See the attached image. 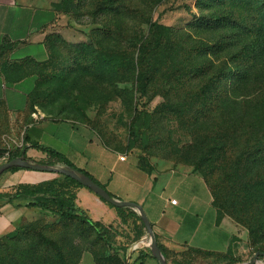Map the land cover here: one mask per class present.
<instances>
[{"label": "rangeland", "instance_id": "374dc122", "mask_svg": "<svg viewBox=\"0 0 264 264\" xmlns=\"http://www.w3.org/2000/svg\"><path fill=\"white\" fill-rule=\"evenodd\" d=\"M10 1L25 4L24 0ZM59 1L42 0L40 3L48 7L49 3L54 6ZM207 1L115 0L117 7L103 12L97 10L99 0H79L68 13L58 14L47 27L48 58L46 65L38 70L36 87H29L35 75L33 79L25 78L24 84L16 89L25 96L31 92L29 109L31 107L39 116L83 123L94 130L104 144L120 150L123 155L145 157L151 167L158 169L180 167L201 172L204 167L198 170L194 157L201 149H207L214 139L219 142L228 130H232L231 134L237 136L240 143L246 141L245 129L255 121L253 108L264 110V43L256 34L260 14L248 2ZM15 9L22 15L19 6ZM33 13L38 16V11ZM213 13L227 17L242 30L234 34L230 25L216 24L210 29L201 26L199 19L210 18ZM37 20L35 17L34 24ZM149 22H157L170 30L166 37L167 49L152 59L151 76L140 91L133 64H136L140 45L149 36ZM3 30L1 26L0 34ZM80 46L85 51L81 52ZM34 49L25 44L13 53V58L31 54ZM107 51L123 59L124 64L113 74L98 75L94 66L99 65L100 57ZM245 63L253 65L245 87L239 85L231 92L229 83L226 84L228 80H222L224 85L222 82H216L214 88L209 85L206 96L197 98L198 91L213 75L227 73ZM196 66L203 69L200 75L186 73ZM4 92L11 95L9 89ZM229 98L232 99L228 101ZM9 110L0 102V163L9 160L10 153L23 149L24 127L32 121L28 109L24 116ZM133 118L135 123L130 127ZM58 137H62L60 133ZM235 149L240 152V148ZM235 149L226 146L223 159L233 157ZM26 155L37 162L48 161L44 153L29 156L26 151ZM225 164L222 159L216 163V179L220 180ZM46 173L52 177L47 181H64L63 174ZM221 185L225 192L226 185ZM28 207L34 210L27 220L18 224L19 236L6 239L0 249V264H13L14 255L25 257L26 251L32 248L40 258L44 257L38 260L39 264H58L51 242L59 246L67 264H124L126 247H129L128 254L135 251L132 258L136 251L149 250L145 235L141 237L142 242L141 238L133 241L135 224L129 216H124L123 220L117 216V220L104 224L112 236L102 241L86 223L65 220L52 209ZM261 207L252 206L257 212ZM217 211L220 218L228 217L244 230V250L242 256L235 257L238 262L248 261L258 248L264 247V216L249 215L258 230L255 240L248 229L231 216L239 211L235 201L225 208L217 206ZM185 253V259L180 258L182 262L178 264H191L192 259L201 257L192 250ZM260 261L264 264V257H260Z\"/></svg>", "mask_w": 264, "mask_h": 264}, {"label": "crops", "instance_id": "0c3cea01", "mask_svg": "<svg viewBox=\"0 0 264 264\" xmlns=\"http://www.w3.org/2000/svg\"><path fill=\"white\" fill-rule=\"evenodd\" d=\"M41 1L24 0L25 4L21 6L10 0H0V27L4 28L0 41L6 36L11 41L18 42L10 58L15 59L13 53L25 44H30L35 49L31 54L17 58L31 57L37 61L47 58L48 52L43 41L47 27L58 14L52 3L44 7ZM16 6H19L22 15L18 14ZM33 11H38V16ZM35 17L38 20L34 24ZM35 50L37 52L33 55ZM31 78L33 79V76L28 79ZM25 81L26 79L7 87L0 80V100L9 111L18 116L26 114L25 93L16 89ZM33 85L34 79L29 83V87ZM3 88L4 91L9 89L11 95L8 96ZM31 116L32 121L24 127V144L29 146L38 142L63 153L76 167L88 172L117 199L140 204L151 223L156 242L171 252L167 259L168 264L182 262L180 258H184V253L195 248L233 257L242 256L244 230L238 228L230 218L219 217L211 192L198 173L180 167L158 169L153 166L149 172L143 171L137 166V158L134 155L128 154L124 161L120 160V150L105 145L94 130L83 123L71 119H46L36 112H32ZM59 133L61 138L58 137ZM37 153L42 152L31 147L27 149L29 156ZM50 178V174L44 171L27 168L5 172L0 176V193L12 194L19 185H34ZM71 187L76 195L77 206L85 210L91 219L103 224L118 219L116 211L95 193L86 187ZM5 199V196L0 197V237L12 232L21 221L27 220L34 210L27 206L31 197L22 195L12 201ZM171 199H176V204L170 203ZM142 253L147 254L148 251L143 250ZM243 261L236 264H242ZM226 262L222 258L195 257L191 264ZM134 264L158 262L153 256L146 255Z\"/></svg>", "mask_w": 264, "mask_h": 264}, {"label": "trees", "instance_id": "16d2710c", "mask_svg": "<svg viewBox=\"0 0 264 264\" xmlns=\"http://www.w3.org/2000/svg\"><path fill=\"white\" fill-rule=\"evenodd\" d=\"M78 1L79 0H61L53 7L56 14H64L68 13L71 10V7H73ZM114 1L115 0H99L97 10L104 12L116 8L117 4L114 3ZM218 1L222 0H208L207 2L213 3ZM238 1L242 3H250L255 7L256 12L260 14L261 22L259 28L256 29V34H258L261 43H264V0ZM221 16L222 15L220 14L213 13L210 18L202 17L199 19L200 25L206 26L208 28H212V25L216 24H221V26L230 25V28L234 34L239 32L238 29L242 30V28L236 26L227 17ZM169 30L170 29L168 27L157 22H149V36L140 45L136 57V64H133V70L136 72L135 80L139 85L140 91L143 90L151 76L152 59L156 58L159 53L167 49L166 37L169 34ZM241 33L245 34L246 32L241 31ZM48 36L49 35H45L43 41L47 52ZM17 45V41H11L6 36H3L0 41V80L8 87L9 85L16 84L25 78L36 75L37 77L34 80V85L36 87L39 81L38 70L40 67L42 68L46 65L48 56L43 61H37L31 57L12 59L10 58V54L17 47ZM80 51L83 52L85 49L80 46ZM123 64V59L117 57L113 52L107 51L105 55L100 57L99 65L94 67L98 75L104 76L106 74L115 73L117 67ZM252 70L253 65L251 63H245L242 66L236 65L233 70H230L227 73L223 72L221 74L213 75L210 80L205 83V87L198 91L197 98L206 96V94L210 91L209 85H211L213 88L216 82H222L221 84L224 85L222 80H228L226 84L229 83L231 92H235V90H237V88L240 86L245 87L248 83L247 80L251 76L250 73ZM129 71L130 67L128 65V72ZM202 72L203 69L197 66L190 69L189 71H186V73H190L194 76H197V74L200 75ZM231 92L230 97H233ZM30 95L31 92L26 96V110H29L28 113L33 112L31 107L29 109V97L31 98ZM231 99L232 98H229L228 101ZM0 102L2 101L0 100ZM252 116L254 117L255 121L249 124L245 129L246 141L240 143L239 138L231 134L232 130H228L223 136L220 137L221 139H218L219 142L215 141L214 139L213 143L207 147V149L204 147L201 149L202 151L194 157L196 158L195 164L198 166V170H201L204 167L201 172L197 173L202 176L205 183L207 184L213 197V205L216 207V209L217 206L225 208V206L231 204L232 201H235V205L239 207V211L233 214L230 213L231 216L238 223L246 227L250 236L254 237L256 240L258 230L254 225V221L249 215L252 214L256 215L257 217L260 215L264 216V168H261V165L264 161V110L260 111L256 108H253ZM134 123L135 118L131 120L130 127H133ZM24 142H26V136L24 137ZM226 146H231V148L234 149L235 147L240 148V152L238 149H235L236 153L233 157L232 155L228 158L225 156V159H223L224 149H226ZM29 147L35 148L46 154L48 156L47 164L55 165L56 163H61L66 166L74 167L88 175L92 180L106 189L104 185L95 180L88 172L76 167L63 153L56 151L51 147L41 145L38 142L32 143L29 146L24 145L21 151L10 153L8 158L12 159L17 156L27 157L26 151ZM219 159H222V161L224 160L226 163L225 167H222V173L219 176L220 180L214 177L216 172L215 166ZM137 166L146 172L151 170V165L148 163L146 158L142 156L137 158ZM17 169H19V167H11L5 172H11ZM221 184L226 185L227 189L225 192L223 191V186ZM72 185L85 187L71 177L64 176V181L61 182H59L57 179H52L34 185H19L14 193L5 195L0 193V197L5 196L6 201H12L13 198L22 195L31 197V199L27 202V206L52 209L65 220H77L86 223L94 230L100 240L106 241V239L112 236L109 227L105 226L99 221L91 219L85 210L77 206L76 195L72 190ZM108 193L112 197L116 198V196H114L109 191ZM99 198L108 206L112 207L120 219L123 220L124 216L133 218L135 224L133 241L139 240L146 234L144 224L137 212L129 207L114 206L111 203L106 202L103 198ZM257 204L262 205V207L258 209L259 213L254 208H252V206H256ZM20 230L21 227L18 225L14 231L0 237V249L4 246L6 239L18 237ZM157 245L167 261L171 252L163 245L159 243H157ZM51 246L57 257V263L67 264L59 246L53 242H51ZM128 248L126 247L124 249V255L126 258V263L124 264H129L130 261L131 264H134L137 260L143 259L146 255L152 256L149 250H147V254H144L139 250L136 251L137 254L132 258L135 251L132 250L131 253L128 254ZM189 250L194 251L196 254L204 258L215 257L225 259L227 261L226 264H236L238 262L235 257L229 254H222L196 248ZM256 251L264 252V247H260ZM42 258H40L37 255L35 249L32 248L26 251L25 257L23 255H18L17 257L14 255L13 259L15 261H13V264H39L38 260Z\"/></svg>", "mask_w": 264, "mask_h": 264}, {"label": "water", "instance_id": "95a60500", "mask_svg": "<svg viewBox=\"0 0 264 264\" xmlns=\"http://www.w3.org/2000/svg\"><path fill=\"white\" fill-rule=\"evenodd\" d=\"M11 167L27 168L37 171H46V172H57L65 176H69L72 179L79 182L80 184H82L83 186L90 189L97 196L103 198L106 202L111 203L112 205L117 207H129L133 209L135 212L139 214L144 224L146 231L144 238L148 239L147 245L149 247L150 254L157 260L158 264H168L160 248L157 245L151 223L143 207L140 204L133 201L121 200L112 197L105 188H103L97 182L92 180L88 175H86L85 173L74 167H70L66 165H62V166L50 165L47 163L34 161L28 157L17 156L5 162L0 163V176ZM260 257H264V252L256 251L248 261L243 262L242 264H257L259 262Z\"/></svg>", "mask_w": 264, "mask_h": 264}, {"label": "built area", "instance_id": "2783aa9c", "mask_svg": "<svg viewBox=\"0 0 264 264\" xmlns=\"http://www.w3.org/2000/svg\"><path fill=\"white\" fill-rule=\"evenodd\" d=\"M119 159L122 160V161H124V160L126 159V155L121 154V155L119 156ZM170 203H172V204H176V199H171V200H170Z\"/></svg>", "mask_w": 264, "mask_h": 264}, {"label": "bare ground", "instance_id": "6f19581e", "mask_svg": "<svg viewBox=\"0 0 264 264\" xmlns=\"http://www.w3.org/2000/svg\"><path fill=\"white\" fill-rule=\"evenodd\" d=\"M133 249V247H131V250Z\"/></svg>", "mask_w": 264, "mask_h": 264}]
</instances>
